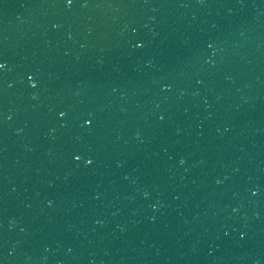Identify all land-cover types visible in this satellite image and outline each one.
Masks as SVG:
<instances>
[{
  "label": "water",
  "instance_id": "obj_1",
  "mask_svg": "<svg viewBox=\"0 0 264 264\" xmlns=\"http://www.w3.org/2000/svg\"><path fill=\"white\" fill-rule=\"evenodd\" d=\"M264 27V0H0V142Z\"/></svg>",
  "mask_w": 264,
  "mask_h": 264
}]
</instances>
